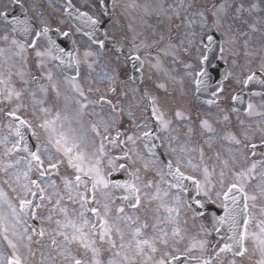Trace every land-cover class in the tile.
Returning <instances> with one entry per match:
<instances>
[{"label": "snow or ice", "instance_id": "6c2138e0", "mask_svg": "<svg viewBox=\"0 0 264 264\" xmlns=\"http://www.w3.org/2000/svg\"><path fill=\"white\" fill-rule=\"evenodd\" d=\"M0 17L7 20L8 12H0ZM13 19L15 20V18ZM96 23L98 21H93L94 25ZM13 31H17L15 24H13ZM22 31L25 35L33 34L36 37H40L41 35L48 37L49 49L44 52L37 51L36 55L38 57L52 55L53 51L63 53L64 49L60 48L56 41L52 39L47 27H44L40 32L32 33L31 27L25 23ZM64 35H67V33H64ZM5 39H7L6 36ZM207 39L211 42L212 37L208 36ZM202 42L203 38H201L199 43ZM99 43L103 46V41ZM13 44H17L21 50L24 48V44L16 40H13ZM29 46L35 47V40L29 42ZM3 51V49H0V54ZM221 52H223V49H221ZM69 55L71 54L69 53ZM133 59L138 60L139 56H134ZM199 61L201 66L199 71L195 73L196 86L198 91H206L211 87V76L204 67V64L208 61V56L199 57ZM253 78L251 76L248 77L249 80ZM4 82L2 75H0V84ZM217 88L222 90L220 85H217ZM42 91L46 90L42 88ZM76 91L81 97L84 96L83 91L78 86L76 87ZM212 95H216L215 90L212 92ZM13 96L19 100L21 93L8 89L4 99L11 101ZM236 98L238 97H234V99ZM33 102L40 105L44 103L43 100L35 98V93H33ZM76 103L79 104L76 116L80 117L83 110L87 108V103H81L79 100ZM209 103H214V101L210 100ZM154 104L155 101H153ZM22 107L24 105L18 104L15 109L6 113V116L11 118L12 123L7 125L9 133L0 135V146H3V154L5 156L20 155V159L5 164L0 170L7 173L10 168L20 165L21 161L25 163V167L15 168L14 172L8 177V180H11L17 186L12 190L16 192L17 188L19 189L17 192L19 211H17L16 207L9 204L11 215L15 222L9 225L8 217L0 212V231L3 232V239L7 241V244L13 250L12 256L7 259V264H28V257L20 253V247L25 239L31 241L32 237L31 235H27V228L22 233H18L16 225L26 223L28 219L35 218V209L40 208L42 204L51 205L47 214L50 221L53 219V213L60 214L55 223L57 235L63 238V246L57 245L55 237L52 238V245L59 247L58 255L63 257L64 264H102V261L99 259V249L95 246L97 237L100 241L106 240L112 248L119 247L120 249V251L114 254L118 259H111L108 264H137V262L138 264H175L178 257L172 255L167 250L162 251L159 258H156L154 254L161 251L158 245H162L164 249H168L170 246L168 232L163 228H158V225L164 222H172L174 220L173 213L179 216V206L183 202L180 196L177 195L172 198L173 204H169L164 199L169 196V191L162 192L159 182L155 185L154 194L142 191V189L151 188L153 182L148 181V183L144 184L135 173H129V178L126 180L109 179L113 171L120 169L127 170V166L124 164L117 166L114 159L109 160L112 171L108 172L107 176L105 175L101 166L105 156L103 140H107L109 137L101 133L100 125L104 126V133H107L108 121L101 119L100 124L93 123L91 125L92 132L96 136L102 137L99 147L94 151L88 149L85 137L76 127H73L71 120L66 116L62 118L60 112H57L52 118H44L37 125L40 131L45 134V139L33 145L29 139V134L38 141L40 137L28 120L17 115L18 110ZM249 108H251V105H249ZM41 111L48 113L49 109L42 108ZM152 114L162 126H168L169 122L164 119L163 114H157L155 107L152 109ZM176 115L179 117L181 114L177 112ZM204 123L207 126V122L205 121ZM11 135L15 136L14 141L10 140ZM119 135L120 133L117 132V136ZM148 135L149 133H144L145 137ZM128 139L131 140L132 137H128ZM164 166L167 168V175L171 178L167 182L169 190L175 189L177 192L186 191L187 186L185 185V181H192L197 193H203L204 196H208V185L210 183L208 177L210 174L207 167L204 168L205 181L202 184L195 176L186 175L185 172L181 171L182 166L196 167L190 158L185 162L181 157H176L175 165L171 160H168ZM61 168L71 170V178L68 175H60L63 188L59 187L56 180L52 179L53 175L60 174ZM252 168H255V164H253ZM250 171L252 169H249ZM33 174L36 175L35 179L32 178ZM220 175L223 177L224 173L221 172ZM235 176V182L229 183L227 191L222 193L225 214L216 217V221L221 225L227 224L228 231L230 232L220 251H234L235 255H242L246 251L243 247V241L247 235V225L249 222L247 218L248 201H256L257 195H249L245 190V181L249 178L246 172H238ZM221 186H224L223 179H221ZM113 193H122L116 199L127 202L128 207L133 210L141 206L142 196L148 197L149 200H159L160 204L156 212L159 213L163 209L167 213V216L164 220H161L157 215L155 217L156 223L152 225L155 234L151 237H145L143 230L149 227L146 221L138 224L140 218L126 214L124 206L116 207L115 215L113 214L112 205L115 203ZM259 194L264 196V185H261ZM220 195L221 193H217V196ZM37 198H39L40 203H35ZM5 200L6 194L0 189V201ZM65 201L73 205L78 204L79 209L73 208L70 213ZM241 201H243L242 206ZM195 203L203 207L199 199L195 200ZM253 206L255 207V205ZM89 217H92V219H89ZM121 223L124 225L123 228L121 227ZM134 224H138V226L132 228L131 225ZM241 226L244 228L243 232L240 230ZM125 229H128L130 232V238L127 240L125 239ZM214 230L217 233L220 231L218 228ZM33 231L37 230L33 229ZM9 232H11L12 238H10ZM261 232L264 233V228H261ZM114 233L119 238V245H117L116 240L113 238ZM37 234L41 237L44 236L45 232L43 228L39 229ZM172 234L173 236L178 235L179 229H173ZM204 243L203 241L201 242V247H203ZM259 243L261 251L264 253V238H261ZM74 244L83 247L86 251L90 250L92 253L91 260L73 256L71 246ZM31 254L29 251V255ZM193 259H197V264H200L199 258ZM0 264H4V262L0 261ZM203 264H209V260H203ZM260 264H264V260Z\"/></svg>", "mask_w": 264, "mask_h": 264}, {"label": "rangeland", "instance_id": "374dc122", "mask_svg": "<svg viewBox=\"0 0 264 264\" xmlns=\"http://www.w3.org/2000/svg\"><path fill=\"white\" fill-rule=\"evenodd\" d=\"M197 1L198 2L195 5L202 6L203 9H207V7L214 0H197ZM236 8H237V10H239V5L236 6ZM124 9H125V2H123L121 0H115V11H116L115 22L120 25L119 29H117V35H119L123 39H124V37H129L128 40L125 39L126 41L124 42V47L126 48V49L125 48L124 49L126 50L127 53H133V54H138V55H141V56L142 55H146L147 56L149 53H147V47H146L145 43L140 41L139 38H137L135 36H132V33L130 32L129 28L127 27V23L124 21L123 16L119 13L120 11H124ZM189 11L191 13H190L188 19L191 21L192 20V16L194 15V10L190 9ZM245 11H246V5L243 4L241 9H240V11H238V12L237 11L236 12L231 11V13H230L229 9L226 10V12H225L224 21H223V27L225 29L224 32L227 31L226 43H228V45L230 47L235 46V44L233 43L234 37H233V35L231 33V30L233 31V33L235 35L239 34V33L242 32L243 28L248 23L247 18H245L243 16V13ZM177 13L180 14L181 18L184 17L182 15L180 9H177ZM198 13H200L199 9H197V16H199ZM226 17L228 18V20L225 19ZM162 22H163V20L160 21L161 24H160L159 29L161 28L162 24H164ZM197 22L198 23L195 26H193V24H192V27H189L188 31L185 30L184 28L182 29V27L184 26L183 23H181L179 28H178V32L180 31V32H182V34H185L188 37L187 40L185 38H182L183 41H184V44H181L182 46L178 45V46L183 47V48L186 49V52H187V55H188V56H184L186 58L192 57L193 55H195V53L197 51H199V46H196L197 45L198 34H201V33L205 32L208 29V27H209L208 26V21L207 20L204 21L200 17H198V21ZM159 33H162V32H159ZM132 40H134V41H132ZM188 40H189V46L187 44ZM175 42H177L176 38H175ZM174 46H175V44H174ZM174 46H173V44L171 42L162 41L159 44H157V49L159 50V53H160L161 56L168 57L169 59H172L173 58V49L175 51H177V47L175 46V48H174ZM83 53H84V58L83 59H85V68L84 69L85 70L89 69V70L92 71V70H94V67L91 64H99V65H101L103 63L101 61V59L104 58L106 60L107 50H98V51H96L95 49L91 50V49H89L87 47H84ZM240 54H243V52H240ZM235 56H236V58H235L236 62H239L240 61V56L238 55V53H236ZM88 59H90V61L88 63H86V60H88ZM98 60L101 61L102 63H100ZM255 64L256 63L254 62V60L251 57H249L244 62V65H245L244 69H249V68L255 66ZM182 65H184V64L182 63ZM263 66H264V59H263ZM145 67H146V65H144V67H143L144 74L146 75ZM232 67H233V62H232ZM117 69H118V66H117ZM146 69L148 70V66L146 67ZM184 71L188 72V69H186ZM233 71H234V69H233ZM151 72L155 76L163 77V78L167 79L166 75L169 74L170 68L167 65H165V68H162L160 66H155V67L152 68ZM87 73H91V72H87ZM188 74L190 75V71L188 72ZM147 76L148 75H146V78H147ZM234 80L237 81L238 79L235 78ZM148 81H150V80L148 79ZM184 87H187V84L184 85ZM154 91L155 92L159 91V87L155 86L154 87ZM130 95L131 94H129V96ZM225 96L228 97L229 93L225 94ZM163 105H164V107H167L165 104H163ZM257 105H258L257 104V99H255L253 101V103H252V107H256ZM25 113L28 115L27 111H25ZM252 116L253 115L251 114V112H249L244 117L247 120V122H250L249 120L252 118ZM30 118L33 119L32 117H30ZM37 135L40 137V140H44L45 139V134L43 132L37 131ZM169 144H171V142H169ZM97 148L98 147H96L95 149H97ZM110 159L111 158L108 156V154L105 153V156H104V159H103V163L101 165L103 170H104V172L110 170V168L108 167ZM129 164L131 166L132 171L135 172L139 177H142V174H141L142 171H147L148 172V170L150 171V168L156 167L155 164H152L151 162L147 166H145V164L142 162L140 157L133 158V156H132V159H129ZM19 168H22V165H19ZM60 175H68V176H70L71 175V170H65L64 168H61L60 174L59 175H53V177H52V179L56 180V183L59 184V187L63 188V184L61 183V180H60ZM6 180H7V182H10V184L12 186H14V183H12L11 180H8V178L5 179V181ZM140 180L142 182V178H140ZM5 181H3V179H0V186H1L2 183L5 184ZM1 188H2V186H1ZM2 190L6 194V202L8 204H11L12 206L18 208L17 207L18 203L16 201L17 197H18L17 193L16 194H13L11 192L10 193H6L7 190H8L7 188L6 189L2 188ZM144 191L150 193L149 188H145ZM152 193L154 194V190H152ZM98 198H99V193H98ZM65 203H67L70 213L72 212L73 208L76 207V205H73L70 202L65 201ZM159 204H160V201L158 203L157 200H149V198L145 197V196L141 197V206L138 209L141 210L142 208H144V210L141 212L144 215L143 216L144 217L143 218L144 219L143 222L146 221L147 223H149L150 221L155 219L156 215H158L163 220L166 218L167 213L164 215L161 210H160L159 213L156 212V209L158 208ZM47 205L48 204H45V206H47ZM47 207L51 208V205H48ZM41 208H43V204H42ZM17 211H18V209H17ZM134 213H137V210ZM162 214L164 215L163 217L161 216ZM50 223L52 225L56 226L55 220H51ZM20 227L23 228V230L26 228V226L24 224H22V223H20ZM51 234L57 240V244L61 243V245L63 246V238L58 236L57 233L54 231V229H51ZM0 237H3V232L2 231H0ZM42 242H44V241H41V243ZM44 243H46V242H44ZM50 244H52V239L48 238V246H50ZM7 249L11 250L10 252L13 253V250L10 247L9 248L7 247ZM57 254H54L52 252L51 255H47L45 252H43L41 254L38 252L37 255H36L37 258H36L35 262H34V255L33 256L29 255L28 259L33 261L34 264H64L63 257H61L60 255H57ZM77 255L78 254H74L73 256L77 257ZM2 259H3V257L0 254V261H2ZM86 260H91V258L87 257Z\"/></svg>", "mask_w": 264, "mask_h": 264}, {"label": "flooded vegetation", "instance_id": "af4514ba", "mask_svg": "<svg viewBox=\"0 0 264 264\" xmlns=\"http://www.w3.org/2000/svg\"><path fill=\"white\" fill-rule=\"evenodd\" d=\"M205 240H210V242H211V236H206ZM256 264H257V262H256Z\"/></svg>", "mask_w": 264, "mask_h": 264}]
</instances>
